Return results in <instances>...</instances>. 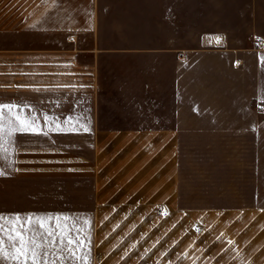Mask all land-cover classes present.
Masks as SVG:
<instances>
[{"label": "crops", "instance_id": "0c3cea01", "mask_svg": "<svg viewBox=\"0 0 264 264\" xmlns=\"http://www.w3.org/2000/svg\"><path fill=\"white\" fill-rule=\"evenodd\" d=\"M0 11V94L12 99L1 104L16 107L14 99L43 88L45 98L67 99L59 113L71 116L61 128L90 131L71 156L14 150L13 169L2 174L10 182L0 202L6 226L19 217L21 177L86 179L77 194L89 206L73 208L92 211L93 264H264L263 213L203 212L221 233H181L198 214L180 215L177 198L181 131L236 128L264 97V0H47L32 15L14 5ZM37 33H63L66 45L37 47ZM103 55L109 67L143 58L139 80L152 86L150 100L137 109L125 86L121 104L109 85L102 113ZM133 73L125 83L137 80ZM15 107L3 111V130L20 128Z\"/></svg>", "mask_w": 264, "mask_h": 264}, {"label": "rangeland", "instance_id": "374dc122", "mask_svg": "<svg viewBox=\"0 0 264 264\" xmlns=\"http://www.w3.org/2000/svg\"><path fill=\"white\" fill-rule=\"evenodd\" d=\"M47 0H0V9L6 6L19 7L21 17L28 12L32 15L40 11ZM30 10V11H28ZM28 14V15H29ZM1 15V11H0ZM90 38L86 37L85 40ZM21 37V41H27ZM30 37V41H31ZM260 42V39H258ZM35 45L64 46L66 35L63 33H37ZM136 64L125 67V59L112 60L116 74L115 83L108 81L109 59L107 55L101 56V112L108 108L109 85L117 89L120 97L117 102L123 103L125 86L136 94L131 98V103L136 105L150 100L148 94H153L149 83L140 82L139 74L147 72V65L143 58L134 60ZM116 63V64H115ZM115 64V65H114ZM134 68L133 73L132 69ZM264 68V67H263ZM133 73L137 80L125 83V73ZM127 84V85H126ZM43 88H37L35 96L14 99L19 111V117L28 127L27 131L3 130L0 132V172L4 173L13 169L15 151L51 152L48 159L60 155L62 149L69 152V156L76 150L81 151L82 138L85 130L63 129L69 121V114L60 112V103L67 101L59 94H47L45 98ZM151 90V91H150ZM143 93V97L139 94ZM26 95V94H25ZM11 101V98H1ZM130 102V99H129ZM10 105V104H9ZM29 106V107H28ZM259 106H264V97L253 104L254 112L248 117L249 122L238 124L232 129L201 130L191 129L181 131V145L179 147V175L178 181V209L180 215L195 213L198 216L192 222H184L181 233L194 234H219L222 232L218 220L203 221L200 216L203 212L234 213L237 211L264 214V113L257 112ZM145 108V106H141ZM151 108V107H149ZM7 110L6 108L3 111ZM104 113V112H102ZM0 115V121L1 117ZM122 115L117 114L116 118ZM138 118V114L132 118ZM6 118V116H4ZM14 119V118H13ZM12 119V120H13ZM103 121H108V114H103ZM34 129V130H33ZM42 159L44 160V156ZM55 177H21L16 194L14 193V206L19 212V223L25 224L31 218V226L25 224L24 240L27 248H34L40 254L37 256L38 264H93L94 243L92 236L95 230L92 224V214L89 209L77 211L73 207L89 206L86 194L78 193L87 188V180ZM3 183V185H2ZM7 179L0 175V202L7 200ZM10 185V184H9ZM82 185L83 188L80 186ZM15 188V184H14ZM10 194V193H9ZM11 202V197H9ZM38 221H43L45 230L38 228ZM225 224V223H224ZM263 221L260 223L262 226ZM59 225V228L57 227ZM47 232L53 233L51 236ZM71 240L73 243L69 244ZM14 243H18L14 241ZM203 243V242H202ZM198 244V243H197ZM9 235L0 233V247L4 249L5 256L0 258V264H33L30 258L16 260V253L12 249Z\"/></svg>", "mask_w": 264, "mask_h": 264}, {"label": "snow or ice", "instance_id": "6c2138e0", "mask_svg": "<svg viewBox=\"0 0 264 264\" xmlns=\"http://www.w3.org/2000/svg\"><path fill=\"white\" fill-rule=\"evenodd\" d=\"M13 107H15V106L0 105V115L3 114V109L7 108L8 110H11ZM15 119L17 121H19L22 125L26 124V122L22 121L19 116L15 117ZM19 130L20 131H27L29 129H28V127H21ZM2 131H3V129L0 128V132H2ZM2 174L3 173L0 172V175H2ZM4 220H5V218L3 216H0V233L5 232V229L7 227V231L9 232V239L18 242V243H13V245H12V249L16 253V255L13 258L16 260H20L21 258L26 257V258L32 259L33 264H38L37 256L40 254H38L34 248H27L26 249V245H27V243L30 242L31 238L29 239V241L24 240V232L26 231L25 224L31 226V224H32L31 218H28L25 221V224H20V223H18L19 217H16L17 223L10 224L8 226H6L3 223ZM37 224H38V228L40 230H45V224L43 221H38ZM57 227L59 228V225ZM46 234L51 236L53 233L47 232ZM68 243L71 244V243H73V241L69 240ZM4 256H5L4 249L2 247H0V258H4ZM25 264H27L26 260H25Z\"/></svg>", "mask_w": 264, "mask_h": 264}, {"label": "built area", "instance_id": "2783aa9c", "mask_svg": "<svg viewBox=\"0 0 264 264\" xmlns=\"http://www.w3.org/2000/svg\"><path fill=\"white\" fill-rule=\"evenodd\" d=\"M259 110L264 112V106H259Z\"/></svg>", "mask_w": 264, "mask_h": 264}]
</instances>
